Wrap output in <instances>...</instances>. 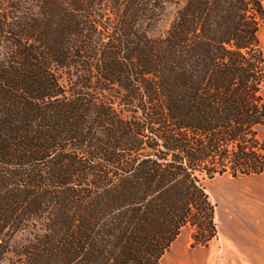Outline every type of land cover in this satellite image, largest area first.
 Instances as JSON below:
<instances>
[{
	"label": "trees",
	"instance_id": "1",
	"mask_svg": "<svg viewBox=\"0 0 264 264\" xmlns=\"http://www.w3.org/2000/svg\"><path fill=\"white\" fill-rule=\"evenodd\" d=\"M263 26L264 0H0V264L208 245L207 182L264 174Z\"/></svg>",
	"mask_w": 264,
	"mask_h": 264
},
{
	"label": "rangeland",
	"instance_id": "2",
	"mask_svg": "<svg viewBox=\"0 0 264 264\" xmlns=\"http://www.w3.org/2000/svg\"><path fill=\"white\" fill-rule=\"evenodd\" d=\"M168 27L165 19L154 35L164 34ZM259 36L264 49V26ZM259 136L264 140V126L259 128ZM207 193L216 205V236L208 245L193 246L196 229L188 225L160 264H264V174L238 178L219 176L207 182ZM236 233L237 246L227 243V237ZM235 252L237 260L233 257Z\"/></svg>",
	"mask_w": 264,
	"mask_h": 264
},
{
	"label": "crops",
	"instance_id": "3",
	"mask_svg": "<svg viewBox=\"0 0 264 264\" xmlns=\"http://www.w3.org/2000/svg\"><path fill=\"white\" fill-rule=\"evenodd\" d=\"M227 243L234 244L237 246V233L232 234L231 236H229V238L227 237ZM233 255H234L233 257L236 258V260H237V252L233 253Z\"/></svg>",
	"mask_w": 264,
	"mask_h": 264
}]
</instances>
